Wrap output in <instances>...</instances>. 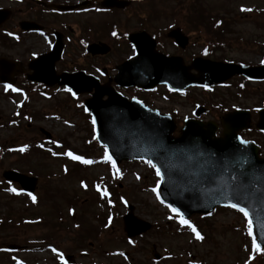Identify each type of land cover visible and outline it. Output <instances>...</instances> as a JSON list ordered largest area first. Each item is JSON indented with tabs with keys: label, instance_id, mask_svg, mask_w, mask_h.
Here are the masks:
<instances>
[{
	"label": "rangeland",
	"instance_id": "rangeland-1",
	"mask_svg": "<svg viewBox=\"0 0 264 264\" xmlns=\"http://www.w3.org/2000/svg\"><path fill=\"white\" fill-rule=\"evenodd\" d=\"M97 1L87 14L65 20L71 23L74 56L88 38L112 47L98 65L111 67L131 56L125 36L138 31L154 36L163 53L186 61L196 56L250 65L264 61V0H131L127 9L110 12L101 10V0ZM194 11L202 14L200 22ZM172 28L188 36L183 50L166 38ZM246 86L244 95L252 98L236 102L264 107L263 85ZM3 92L0 88V264H66L61 260L66 255L72 256L73 264H264V248L252 247L247 220L239 212L220 208L204 220L190 217L204 237L196 240L178 216L158 203L159 178L148 163L123 162L113 168L105 148L95 142L90 117L82 107L85 97L72 99L63 93L7 97ZM155 95L161 107L174 111L177 136L183 119L196 108L204 109L202 118L217 121L222 100L228 107L226 100L234 91L192 89L169 97L159 89ZM41 130L50 134V142ZM69 151L93 163L77 166L80 162L65 155ZM5 171L36 179L35 203L17 184L4 181ZM129 206L136 219L150 225L130 240L123 225ZM8 245L19 250L7 254L2 248Z\"/></svg>",
	"mask_w": 264,
	"mask_h": 264
},
{
	"label": "water",
	"instance_id": "water-1",
	"mask_svg": "<svg viewBox=\"0 0 264 264\" xmlns=\"http://www.w3.org/2000/svg\"><path fill=\"white\" fill-rule=\"evenodd\" d=\"M127 5L128 2L121 0L103 2L106 8H123ZM22 27L29 28L28 25ZM169 37L181 47L186 45V38L177 30L170 32ZM128 40L134 45L136 56L118 67L116 81L120 85L148 90L157 84H166L169 89L182 90L189 85L209 87L234 74V67L229 64L203 59H196L192 66L183 67L180 59L157 54L153 40L144 32L132 34ZM53 51L57 57L60 48ZM55 61L56 58L52 56L47 60L41 57L31 63L29 67L33 74L30 80L47 86H64L74 96L94 89L91 99L86 100L83 106L92 117L97 142L106 146L118 163L141 159L155 164L160 170L162 199L176 208L185 219L193 214L207 215L215 207H230L233 203L243 207L253 223L258 244L264 247V159L258 158L255 145L248 142L241 144L240 138L237 139V128L232 125L238 119L236 114L222 121L223 133L219 138L215 137L213 123L196 120L185 121L180 137L172 138L174 123L170 117L148 110L136 101L127 102L88 77L55 75ZM192 68L197 70L198 75L184 77L183 73L188 74ZM235 68L246 75L264 72V68ZM175 75L180 79H173ZM124 79L127 81L124 82ZM1 81L5 79L1 78ZM104 95L107 96L106 101L101 100ZM260 115L258 129L264 130V112ZM45 135L50 138L48 134ZM2 177L19 184L24 191L32 193L35 190V178L13 171L3 172ZM128 209L132 210L131 207ZM123 221L129 238L150 228L149 224L135 219L131 213L124 216ZM66 260H71V257Z\"/></svg>",
	"mask_w": 264,
	"mask_h": 264
},
{
	"label": "flooded vegetation",
	"instance_id": "flooded-vegetation-1",
	"mask_svg": "<svg viewBox=\"0 0 264 264\" xmlns=\"http://www.w3.org/2000/svg\"><path fill=\"white\" fill-rule=\"evenodd\" d=\"M57 1L58 0H0V11H4L6 15V19H2V17L0 16V62L3 63V68H0V75L6 76L8 81L13 85V88H18L22 91L39 90L49 93L64 92L65 90L63 88H58L56 86L52 88H46L43 85L31 83L27 79L28 76L32 74V72L28 69L29 63L35 58L50 53L52 46L61 44V58L55 64V70L57 74L63 72H83L88 75H92L98 79L99 83L103 85L109 84L112 88H114L121 94H128V92L138 94L140 97L129 94L127 98L137 99L141 101L145 106L151 109L158 110L161 113L171 115L174 119H176L174 111H170L169 109L161 107L159 103L155 104L157 103L155 101L156 98L152 94L142 92L134 88H118L113 83L112 80L114 78L115 65L111 67H107L104 63L98 65V63L102 62L100 60L108 57V54H111L112 52V47L109 46V53L105 55L99 54L106 49V47L102 46L103 44L107 45L105 42L93 39L90 40L88 38L86 42H83L81 44L83 48L82 51L79 52V55H73L71 47V23L65 20V18L66 16H79L80 14H87L86 11H88L90 5H95L98 2L97 0H60V3L64 5H81V7L68 13H59L52 9L53 5L58 4ZM0 13L3 14L2 12ZM22 23H30V26L28 24L29 28L26 29L21 27ZM56 23H58V26H56ZM33 25L39 26L40 28L38 30H40V32L31 31L35 28V26ZM86 29L89 31V33L92 30L88 26H86ZM91 44L100 46L98 48L99 53L97 55L86 53L85 49ZM158 47L159 45L157 44V50L161 52ZM178 57L182 58L184 66L189 65V63L192 61H186L181 56ZM74 59L81 60V64L75 63ZM88 60L95 62V64L91 67H88V64L84 65L83 62ZM215 61H220L223 63H235L233 61L225 60ZM191 74L194 75L195 72L191 71ZM234 80H237V82L240 84H231ZM246 85H263L264 88V81L249 82L245 78L237 75L229 79L228 82L226 81V83H222L219 86L213 87L214 90L226 89L228 87H231L234 91V95L228 97V99L226 100L227 105L229 104L228 107H225L222 100V115L219 117L217 122L215 120H213V122L217 124L222 117L236 111L244 112L248 116V118L244 122V124H247V126L246 129L239 130L237 134L243 140L255 142L257 146L262 150V148H264V133H260L255 130V123L257 122L258 111L261 108L264 109V107H260L259 105H252L248 107L236 102V100H247L252 98V96L249 97L244 95V92L246 91L245 88H247ZM163 99H165V97H163ZM163 101L165 102V100Z\"/></svg>",
	"mask_w": 264,
	"mask_h": 264
},
{
	"label": "snow or ice",
	"instance_id": "snow-or-ice-1",
	"mask_svg": "<svg viewBox=\"0 0 264 264\" xmlns=\"http://www.w3.org/2000/svg\"><path fill=\"white\" fill-rule=\"evenodd\" d=\"M242 11H251L250 9H242ZM113 35H115V33H113ZM261 63H264V61H261ZM9 87H11L10 85H5V88L7 89V88H9ZM13 91H16V89H12ZM68 91H71L70 89H68ZM237 139H239V138H237ZM240 143L241 144H244L245 143V141H243V140H240ZM27 146H24V147H21L20 149H19V151L20 152H24L25 151V148H26ZM53 155H56V153H53ZM65 155H67L71 160H73V161H78V162H80L81 164H85V165H90V164H92L93 163V161H91V160H88V159H85V158H83L82 156H79V155H74L72 152H67V153H65ZM106 156H107V153H106ZM107 159H108V161L109 162H111L112 163V166H113V168H115L116 167V165H115V163L112 161V158H111V156H107ZM148 163L156 170V175L157 176H160V170L158 169V168H156V165L155 164H152V162L151 161H148ZM81 187H86V185H84V183L83 182H81ZM11 191H15V189H10ZM97 190L99 191V187L97 188ZM152 191L153 192H156L157 191V189H155V188H153L152 189ZM105 195H107V193H105ZM32 198V201H33V203H35L36 202V197L35 196H32L31 197ZM157 199H159V196H157ZM161 203H164L162 200L160 201ZM230 207H232V208H235V209H237V211H239L240 213H243V215H244V217H245V219L247 220V228H248V234L251 236L252 234H253V223H252V221L251 220H248L247 218H248V212L243 208V207H239L237 204H235V203H233V204H231L230 205ZM170 211L172 212V213H174L176 216H178V217H180V223L181 224H183V225H186L188 228H190L191 230H192V232L195 234V239L196 240H199V241H202L203 239H204V237L201 235V233L187 220V219H185L182 215H181V213L176 209V208H174V207H170ZM173 217H171V216H169L168 217V219H172ZM252 247L253 248H255L257 251H259L260 250V244H258L257 243V241L254 239L253 241H252ZM121 255H123L122 253H121ZM61 260H63V257H61Z\"/></svg>",
	"mask_w": 264,
	"mask_h": 264
},
{
	"label": "trees",
	"instance_id": "trees-1",
	"mask_svg": "<svg viewBox=\"0 0 264 264\" xmlns=\"http://www.w3.org/2000/svg\"><path fill=\"white\" fill-rule=\"evenodd\" d=\"M194 12H196V11H194Z\"/></svg>",
	"mask_w": 264,
	"mask_h": 264
}]
</instances>
